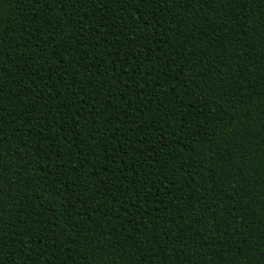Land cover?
Returning a JSON list of instances; mask_svg holds the SVG:
<instances>
[{
    "label": "trees",
    "instance_id": "16d2710c",
    "mask_svg": "<svg viewBox=\"0 0 264 264\" xmlns=\"http://www.w3.org/2000/svg\"><path fill=\"white\" fill-rule=\"evenodd\" d=\"M0 264H264V0H0Z\"/></svg>",
    "mask_w": 264,
    "mask_h": 264
}]
</instances>
